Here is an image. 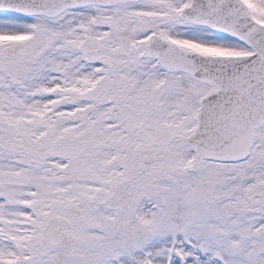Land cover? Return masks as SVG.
<instances>
[{"label":"snow or ice","instance_id":"snow-or-ice-1","mask_svg":"<svg viewBox=\"0 0 264 264\" xmlns=\"http://www.w3.org/2000/svg\"><path fill=\"white\" fill-rule=\"evenodd\" d=\"M0 264H264V0H0Z\"/></svg>","mask_w":264,"mask_h":264}]
</instances>
